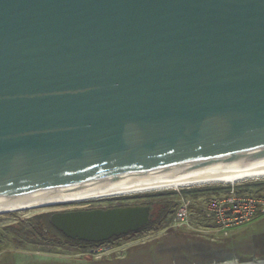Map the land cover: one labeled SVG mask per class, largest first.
Here are the masks:
<instances>
[{"label":"water","instance_id":"water-1","mask_svg":"<svg viewBox=\"0 0 264 264\" xmlns=\"http://www.w3.org/2000/svg\"><path fill=\"white\" fill-rule=\"evenodd\" d=\"M258 163L264 0H0V207ZM150 211L49 219L100 241ZM262 246L193 264H264Z\"/></svg>","mask_w":264,"mask_h":264},{"label":"rangeland","instance_id":"rangeland-1","mask_svg":"<svg viewBox=\"0 0 264 264\" xmlns=\"http://www.w3.org/2000/svg\"><path fill=\"white\" fill-rule=\"evenodd\" d=\"M226 185L178 187L0 213V264H87L88 260L95 264H173L174 262L183 264L187 261L196 262V257L210 261L215 258L223 260L218 254L221 250L239 255L247 254L254 247V237L264 233V214L243 224L227 228L226 232L213 231L207 227V223L197 212L205 200V195L191 198L193 190L198 192L210 188L225 190L223 188ZM238 187L244 193L264 194V179L244 181L238 183ZM184 195L193 202L191 220L188 225L173 221L179 198L185 197ZM160 201L168 202L166 226L159 229L156 228L157 226H151L128 238L115 241L113 247L105 251L106 253H99L101 257H93L89 253L74 254L66 248L44 250L41 246L29 243L15 235L16 232L9 228L10 225H19L20 221L29 224L31 216L42 212L86 206L110 207L118 204L146 203L151 205ZM118 257L122 259H117Z\"/></svg>","mask_w":264,"mask_h":264},{"label":"bare ground","instance_id":"bare-ground-1","mask_svg":"<svg viewBox=\"0 0 264 264\" xmlns=\"http://www.w3.org/2000/svg\"><path fill=\"white\" fill-rule=\"evenodd\" d=\"M264 179V163L251 164L184 174L178 176L155 177L150 179L126 181L105 188H98L64 196L50 198L44 201H29L23 204H12L0 207V213L18 211L28 208L51 206L62 203L99 199L122 194H135L148 191L173 189L178 187H194L207 184H238L248 180Z\"/></svg>","mask_w":264,"mask_h":264},{"label":"built area","instance_id":"built-area-1","mask_svg":"<svg viewBox=\"0 0 264 264\" xmlns=\"http://www.w3.org/2000/svg\"><path fill=\"white\" fill-rule=\"evenodd\" d=\"M225 190L205 197L197 212L211 230L226 232L227 228L243 224L264 214V196L240 192L238 184H230ZM181 196V195H180ZM193 202L189 197L179 198L174 223L188 225L191 220Z\"/></svg>","mask_w":264,"mask_h":264},{"label":"trees","instance_id":"trees-1","mask_svg":"<svg viewBox=\"0 0 264 264\" xmlns=\"http://www.w3.org/2000/svg\"><path fill=\"white\" fill-rule=\"evenodd\" d=\"M238 187V186H237ZM228 186H225L223 189H227ZM239 190V187L237 188ZM241 190V189H240ZM239 190V191H240ZM193 196L191 198L197 197V195H210V194H216L220 190L219 188H210L202 192H198L197 190H193ZM242 192V191H240ZM257 196H264V194L259 193H250ZM185 196V195H184ZM187 196V195H186ZM154 203V202H152ZM149 204V203H146ZM151 211H150V217L148 222L137 229L136 231H130L128 235H124V238H128L132 235H135L148 227L151 226H157L156 228H161L167 225V207L168 202H157L155 204H151ZM50 214L51 212H42L35 214L30 217L29 224H26L23 221H20L19 225H10L9 228L15 233V235L20 236L22 239L29 243H34L38 246H41L44 250H55L58 248H66V249H72L73 251H82V248H77L81 246H75L73 244H68L69 241H72L71 238H68L65 234H63L60 230H58L56 227H54L50 222ZM84 250V248H83ZM197 261H187L183 264H193V263H205V262H211L210 260H203L199 257H196Z\"/></svg>","mask_w":264,"mask_h":264},{"label":"flooded vegetation","instance_id":"flooded-vegetation-1","mask_svg":"<svg viewBox=\"0 0 264 264\" xmlns=\"http://www.w3.org/2000/svg\"><path fill=\"white\" fill-rule=\"evenodd\" d=\"M124 205H128V204H118V205H112L110 207L124 206ZM95 207L106 208L105 206H86V207L75 208V209H91V208H95ZM75 209H67V210H75ZM57 211H60V210H57ZM51 212H53V211H51ZM129 232L128 233H124V234H120V235H112L111 237H109V238H107L105 240H100V241H87V240H82V239H78V238H71V237L67 236L68 238L72 239V241H69L68 244H73L76 247L77 246H81V247H77V248H82L81 249L82 251H73L72 249H67V250L71 251L74 254L79 253V254L85 255L86 253H89L93 257H97V256L101 257V255H99L100 252L108 251L110 248L113 247V244H114L115 241H118V240L124 238V235H128ZM83 248H84V250H83ZM256 251H260V253H259L260 257L264 256V246H262L261 249L256 250ZM252 253L249 254L248 256L249 257L252 256L253 255ZM254 255H256V253ZM238 256L240 257L242 255L240 254ZM117 259H122V257H118ZM214 260H218V259L215 258L212 261H214ZM119 261H121V260H119ZM87 264H95V263L91 262V260L90 261L88 260Z\"/></svg>","mask_w":264,"mask_h":264},{"label":"crops","instance_id":"crops-1","mask_svg":"<svg viewBox=\"0 0 264 264\" xmlns=\"http://www.w3.org/2000/svg\"><path fill=\"white\" fill-rule=\"evenodd\" d=\"M254 251V247L252 248V250L251 251H248L247 252V254H243L242 256L244 257V258H246L249 254H251L252 252ZM254 253V252H253ZM252 253V254H253ZM249 257V256H248Z\"/></svg>","mask_w":264,"mask_h":264}]
</instances>
